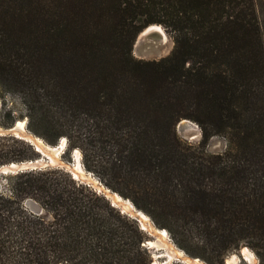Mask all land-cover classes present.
Returning <instances> with one entry per match:
<instances>
[{
  "label": "trees",
  "instance_id": "1",
  "mask_svg": "<svg viewBox=\"0 0 264 264\" xmlns=\"http://www.w3.org/2000/svg\"><path fill=\"white\" fill-rule=\"evenodd\" d=\"M153 23L171 51L134 57ZM6 93L23 110L3 102V125L26 117L49 144L65 136L87 170L191 256L218 264L247 244L264 257V0H0ZM181 119L198 125V143L177 135ZM212 136L226 139L223 151H206ZM38 156L0 135V165ZM9 180L0 264H148L137 221L69 171Z\"/></svg>",
  "mask_w": 264,
  "mask_h": 264
},
{
  "label": "water",
  "instance_id": "2",
  "mask_svg": "<svg viewBox=\"0 0 264 264\" xmlns=\"http://www.w3.org/2000/svg\"><path fill=\"white\" fill-rule=\"evenodd\" d=\"M157 25H159V24H155V23L149 24L138 32V34L136 35V37L134 39L133 45H132V51L135 50L137 52H142L146 56L150 55V54L157 56L158 54H160L161 48L164 45L165 41H163L162 35L160 34V32L156 31V29L153 28V27H156ZM160 27H162V26L160 25ZM162 29H163V27H162ZM163 31H164V29H163ZM132 54H133V52H132ZM141 59H144V58H141ZM192 123H194V122L189 120V119H181L176 124V130L179 131L186 139H195L198 137V135L196 134V131L193 129V127L190 125ZM25 124H26V119H24V121H23L24 130H23V128L19 127L17 120H15L8 127H1L0 126V135H13L15 137H18L19 133L22 131V132L28 134L29 138H32V136L34 134L30 133L26 129ZM194 124H195L194 126H196V128L198 129V125L196 123H194ZM18 138H21V137H18ZM29 138L24 139V140L29 142L34 147L35 151L39 154V156L35 159H32V160H25V161L10 162L7 164H2V165H0V174H15L17 172L26 171V170H36V169H41V168H44L47 166L62 167L65 170L69 171L75 179H79L80 181H83V182H86L88 184L95 186L97 188V190L99 192H101L105 196V198H107L109 200V202L111 203L112 206L118 208L121 213H126L131 218L135 219L137 221L140 229L143 230L150 238H152V239H145L142 243V246L148 247V245H147L148 240L157 241L156 236H157L158 231H160V230L166 231V229H164V228L157 227L151 221L150 218L149 219L153 225L155 233H151L148 230H145L141 226L140 221H139V212H142L141 210L137 209V211L134 212L133 214L128 212V211L123 210L121 207L122 204L119 205V200H116L113 198V196H112L114 193L113 191H111L107 188H104V187H98L97 183L94 182L90 177L87 179L86 176L84 178H81V177L75 175L73 172V164L72 165L65 164L62 161H60L58 158V155L61 153V151L65 147V143H66L65 138L59 139L57 141V143L54 145H50L42 139L44 144L40 145L39 148L37 147V144L34 143V141L29 139ZM74 154H75V152H74ZM74 154H73V156H74ZM118 196H120V195L118 194ZM121 198H122L121 203H124V201H125V203L128 204L127 198H123V197H121ZM24 205L29 207L32 211H34L36 213L41 212V208L35 202H33L31 199H26L24 201ZM132 206H133V208H135L133 204H132ZM166 233H167V231H166ZM154 249H155V247H154ZM240 254L242 255V253H240Z\"/></svg>",
  "mask_w": 264,
  "mask_h": 264
},
{
  "label": "rangeland",
  "instance_id": "3",
  "mask_svg": "<svg viewBox=\"0 0 264 264\" xmlns=\"http://www.w3.org/2000/svg\"><path fill=\"white\" fill-rule=\"evenodd\" d=\"M163 41H165V43H164V45L161 48L160 54H158L157 56L152 55V54L146 56L142 52H137L135 50L132 51L133 52L132 55L134 57H136V58L159 59V58L167 55L171 51L172 46H173L172 38L167 33L165 34V37H164ZM3 102L6 104L7 107L12 108L14 110V113L17 112L19 114L23 110V105L21 103V100H20L18 94H16V93H6V94H3V97L0 96V126L1 127H8V126H10L15 120H21V119L24 120V119H26V117H21V118L20 117H15L14 121L10 125H7V126L3 125V123L8 122V120H6L4 118L3 112H2V109H3L2 108V103ZM25 126H26V124H25ZM26 129H27V127H26ZM193 129L196 131V134L198 135V137L195 138V139H186L179 131L176 130V126H175L176 133H177V135L181 139H183V140H185V141H187L189 143L196 144V143H198L200 141V138H201V130H200L199 127H198L199 130L196 127L193 128ZM28 131L30 133L34 134L30 130H28ZM34 135L37 136V137H39V138H41V139H43L41 136H38L36 134H34ZM61 138H63V139L65 138L66 139V143H65V147L63 148V150L61 151V153L58 155L59 160L62 161L63 163H65V164H68V165L75 164V161L76 162L78 161L79 164L81 165V168H82V171L84 172V174L89 175V177L94 182L97 183V186L98 187H104V188H106V186L98 179V177L93 172H91L90 170H87L83 166V164H82V161H83V153H82L81 149L79 147H77V146L72 147V148H68L67 147V138L65 136H62ZM226 143L227 142H226V139L224 137H222V136H212L208 140V142H207L206 151L207 152H211V153L221 152V151H223L226 148V145H227ZM50 145H52V144H50ZM74 152H76L78 154V157L75 156ZM73 154H74L75 157L73 156ZM11 175L12 174H0V191L3 192L4 194H7L8 193V188H9V184H10L9 177ZM81 182H83V181H81ZM89 185H91V184H89ZM91 186L94 187L97 190V188L95 186H93V185H91ZM107 189H109V188H107ZM121 197H123V196H121ZM123 198H125V197H123ZM127 199H129V198H127ZM131 203H132V201H131ZM134 207L136 209H138V210H141L143 213H145L151 219V221L153 222L152 218L149 216L148 213H146L142 209L136 207L135 205H134ZM124 214H126V213H124ZM144 234H145V239H152L145 232H144ZM167 234H168L167 237H168L169 241L172 243V245L174 247H176L177 249L181 250L184 254H186L190 258H197V259L201 260L202 262H204V264H209L207 261H205L204 259H202L200 257H195V256H191L190 254H188L185 250H183L180 246H178L176 244L175 240L168 233V231H167ZM142 243H141V245H142ZM143 248H145V250L148 252V256H149V262H148V264H153V262L164 263V261L166 260V257L163 255L164 254L163 248H156L155 247V249H154V247H145V246H143ZM242 248H247L250 252L253 253L254 264H264V257L263 256H260L257 253L256 249H254L253 247H251V246H249L247 244H243L238 249H234L232 251H229L227 254H225L223 256L222 263H218V264H227L226 260L231 255H236V257H237L236 264H249V261L245 258V256L242 253ZM240 253H242L243 256ZM169 264H182V262L179 261V260L178 261L177 260H171ZM213 264H217V263H213Z\"/></svg>",
  "mask_w": 264,
  "mask_h": 264
},
{
  "label": "bare ground",
  "instance_id": "4",
  "mask_svg": "<svg viewBox=\"0 0 264 264\" xmlns=\"http://www.w3.org/2000/svg\"><path fill=\"white\" fill-rule=\"evenodd\" d=\"M153 28L156 29V31L160 32V34L162 35V39H164L165 32L163 31L162 27H160V25H157L156 27H153ZM17 121H18L19 127L23 128V121L24 120H17ZM190 125L193 128L196 127V126H194L195 125L194 123H192ZM23 130H24V128H23ZM18 137H21L22 139H27V138H29V135L21 131L19 133ZM29 139L33 140L34 143L37 144L38 148L40 145L44 144L43 140L41 138L35 136V135H33L32 138H29ZM75 156L78 157V154L76 152H75ZM73 172L75 175H77L81 178H84L85 176L87 179L89 178V176L84 174V172L82 171V168H81L78 161L77 162L75 161V164H73ZM112 196L114 199L119 200V205L122 204L121 207L123 210L128 211L132 214L137 211V209L133 208L131 202L128 199H127L128 204L125 203V201H124V203H121L122 198L120 196H118L117 193L114 192ZM139 221H140L141 226L145 230H148L151 233H155L153 225H152L149 217L145 213L139 212ZM156 240L157 241L148 240L147 245H148V247L163 248V250H164L163 255L166 257V260L164 261V263L153 262V264H169L171 260H177V261L179 260L182 262V264H204V262H202L201 260H199L197 258H190L186 254H184L181 250L174 247L172 245V243L169 241V239L167 237V233L165 230L158 231L157 236H156ZM242 253L245 256V258L249 261V264H254V258H253L252 252H250L247 248H242ZM236 261H237L236 255H231L226 260L227 264H236Z\"/></svg>",
  "mask_w": 264,
  "mask_h": 264
}]
</instances>
